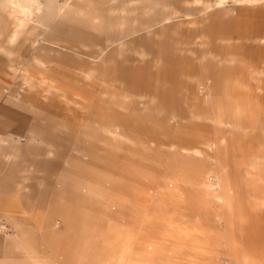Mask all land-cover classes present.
<instances>
[{
  "label": "rangeland",
  "instance_id": "374dc122",
  "mask_svg": "<svg viewBox=\"0 0 264 264\" xmlns=\"http://www.w3.org/2000/svg\"><path fill=\"white\" fill-rule=\"evenodd\" d=\"M47 2L0 0V264H264V0Z\"/></svg>",
  "mask_w": 264,
  "mask_h": 264
},
{
  "label": "crops",
  "instance_id": "0c3cea01",
  "mask_svg": "<svg viewBox=\"0 0 264 264\" xmlns=\"http://www.w3.org/2000/svg\"><path fill=\"white\" fill-rule=\"evenodd\" d=\"M54 3V4H53ZM57 2V0H48V2L45 4V8H48L47 12L44 13V15L42 16V20H41V24L43 26H46L48 24V22L50 21L49 18H48V14H49V10L50 8H56V10L58 8H66V5L68 4V2H65L64 4H60ZM205 4V5H204ZM68 6V5H67ZM68 8V7H67ZM202 8H208V5H207V0H203V5H202ZM55 10V12H56ZM66 213H68L66 215V217L69 218V214H71V211H67Z\"/></svg>",
  "mask_w": 264,
  "mask_h": 264
},
{
  "label": "bare ground",
  "instance_id": "6f19581e",
  "mask_svg": "<svg viewBox=\"0 0 264 264\" xmlns=\"http://www.w3.org/2000/svg\"><path fill=\"white\" fill-rule=\"evenodd\" d=\"M220 0H207V5H208V8H213L215 7L216 5H220L221 3L219 2ZM257 0H251V2H255ZM224 2V1H223ZM227 2V1H226ZM205 5V4H204ZM55 11L51 8V10L49 11V14H48V18L51 20L53 18V16L55 15Z\"/></svg>",
  "mask_w": 264,
  "mask_h": 264
}]
</instances>
